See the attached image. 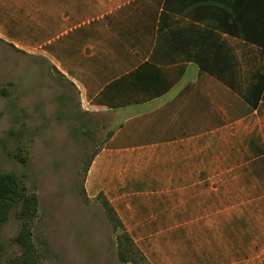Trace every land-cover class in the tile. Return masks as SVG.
<instances>
[{
  "label": "crops",
  "instance_id": "0c3cea01",
  "mask_svg": "<svg viewBox=\"0 0 264 264\" xmlns=\"http://www.w3.org/2000/svg\"><path fill=\"white\" fill-rule=\"evenodd\" d=\"M0 43L118 117L84 187L150 264H264V0H0Z\"/></svg>",
  "mask_w": 264,
  "mask_h": 264
},
{
  "label": "rangeland",
  "instance_id": "374dc122",
  "mask_svg": "<svg viewBox=\"0 0 264 264\" xmlns=\"http://www.w3.org/2000/svg\"><path fill=\"white\" fill-rule=\"evenodd\" d=\"M117 119L86 114L76 88L47 61L0 43L1 167L25 175L29 191L39 193L34 232L43 264H121L102 207L82 197L84 165L104 146ZM21 226L16 214L3 226L2 264H16Z\"/></svg>",
  "mask_w": 264,
  "mask_h": 264
},
{
  "label": "trees",
  "instance_id": "16d2710c",
  "mask_svg": "<svg viewBox=\"0 0 264 264\" xmlns=\"http://www.w3.org/2000/svg\"><path fill=\"white\" fill-rule=\"evenodd\" d=\"M55 71L65 79L56 69ZM85 113L92 114L88 112ZM91 126L94 127V125H90V127ZM112 135L113 130L110 132L106 141ZM73 136L78 138L77 128L74 129ZM101 149L102 147L96 150L85 163L84 183L92 162ZM1 157L0 150V235L3 226L9 221L12 215L16 214L22 222L21 230L15 237L16 243L21 247V253L14 259V263L43 264L34 232L35 223L40 215L39 193L37 191H29L26 185L25 175L20 176L14 172H4L1 167ZM21 161L22 163H26L27 159L22 158ZM82 197L86 203L94 201L102 207L108 223L116 234L117 259L121 264H150L132 239L131 235L127 232L115 209L104 194H100L95 199H90L84 187ZM4 251L5 246L0 240V264H2L3 261Z\"/></svg>",
  "mask_w": 264,
  "mask_h": 264
}]
</instances>
